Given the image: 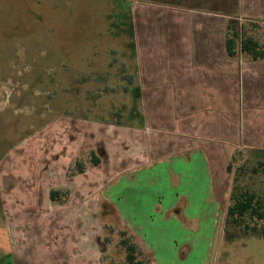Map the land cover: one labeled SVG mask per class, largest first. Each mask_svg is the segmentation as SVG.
Masks as SVG:
<instances>
[{"label": "crops", "instance_id": "obj_1", "mask_svg": "<svg viewBox=\"0 0 264 264\" xmlns=\"http://www.w3.org/2000/svg\"><path fill=\"white\" fill-rule=\"evenodd\" d=\"M218 5L210 11L152 2L133 9L131 53L120 56L121 70L112 69L124 109L116 118L105 113L106 120L60 117L48 123V138L56 137L57 145L47 147L40 164L17 169L9 193L1 189L8 197L13 264H103L107 246L99 219L118 215L150 264H160L162 242H147L136 220L144 202H160V194L168 203L166 216L185 219L180 226L186 234L189 216L222 211L225 217L227 166L246 152L264 156V56L230 55L227 24L243 27L264 54V0ZM90 152L100 163L67 176L71 163ZM50 190L68 197L51 202Z\"/></svg>", "mask_w": 264, "mask_h": 264}, {"label": "rangeland", "instance_id": "obj_2", "mask_svg": "<svg viewBox=\"0 0 264 264\" xmlns=\"http://www.w3.org/2000/svg\"><path fill=\"white\" fill-rule=\"evenodd\" d=\"M152 2L210 11L219 6L218 0H0V264H13L15 242L5 220L8 197L1 189L9 193L21 172L17 169L40 164L47 147L57 145L56 137L48 138V123L60 117L106 120L105 113L118 117L124 99L112 69L121 70L116 68L120 56L131 53L133 9ZM80 159L89 164V153ZM230 176L231 188L261 198L264 213V156L244 153L231 162ZM158 196L160 202H144L136 220L151 232L145 234L147 242H162L163 250H156L160 264H264L262 222H250L243 231L218 211L211 217L189 216L186 234L180 226L185 219L167 217L168 203ZM99 220L108 242L102 263L126 264L119 235L124 219ZM155 228L161 236L152 233ZM179 239L184 243L174 244Z\"/></svg>", "mask_w": 264, "mask_h": 264}, {"label": "trees", "instance_id": "obj_3", "mask_svg": "<svg viewBox=\"0 0 264 264\" xmlns=\"http://www.w3.org/2000/svg\"><path fill=\"white\" fill-rule=\"evenodd\" d=\"M226 49L230 55L235 54V51L239 50L253 60L263 58L264 56L258 43L252 38L246 37L243 32V27H239L234 21H230L227 24ZM85 117L86 116H84V118ZM80 160V158H76L68 167L66 172L67 176L80 174L84 171L85 163H82ZM88 160L89 164L94 166H97L100 163V159L93 152L89 153ZM227 172L231 173L230 165L227 166ZM233 181H235V177L233 178ZM67 197L68 192L66 191L61 193L59 190H50L49 192V199L51 202L61 203L63 200L65 201ZM105 206H107V204L103 205V209ZM261 209L262 201L258 195L247 189H241L233 185L229 195L225 222H230L241 228L243 231L249 230L250 222H262L263 227L261 228V238L264 240V213L261 212ZM119 235L121 237L120 245L125 252L126 264H150L149 258H147L137 246L131 234L121 229ZM104 242L105 244H108L106 240H104ZM104 257H106V255Z\"/></svg>", "mask_w": 264, "mask_h": 264}]
</instances>
